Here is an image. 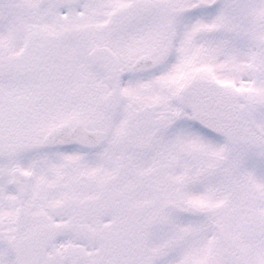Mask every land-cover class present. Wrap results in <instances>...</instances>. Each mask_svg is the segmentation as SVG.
Listing matches in <instances>:
<instances>
[{"label": "snow or ice", "instance_id": "6c2138e0", "mask_svg": "<svg viewBox=\"0 0 264 264\" xmlns=\"http://www.w3.org/2000/svg\"><path fill=\"white\" fill-rule=\"evenodd\" d=\"M0 264H264V0H0Z\"/></svg>", "mask_w": 264, "mask_h": 264}]
</instances>
